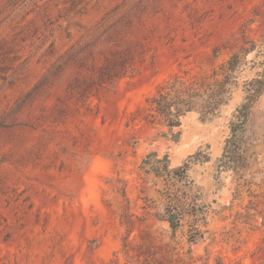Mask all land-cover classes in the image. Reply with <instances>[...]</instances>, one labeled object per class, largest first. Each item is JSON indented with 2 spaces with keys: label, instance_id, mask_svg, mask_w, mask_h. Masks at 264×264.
Wrapping results in <instances>:
<instances>
[{
  "label": "rangeland",
  "instance_id": "374dc122",
  "mask_svg": "<svg viewBox=\"0 0 264 264\" xmlns=\"http://www.w3.org/2000/svg\"><path fill=\"white\" fill-rule=\"evenodd\" d=\"M263 40L264 0H0V264H264ZM252 42L214 114L154 112ZM152 153L188 166L194 242Z\"/></svg>",
  "mask_w": 264,
  "mask_h": 264
},
{
  "label": "trees",
  "instance_id": "16d2710c",
  "mask_svg": "<svg viewBox=\"0 0 264 264\" xmlns=\"http://www.w3.org/2000/svg\"><path fill=\"white\" fill-rule=\"evenodd\" d=\"M260 47L259 52H264V40ZM255 49L256 44L252 42L250 48H241L238 53H235L220 67L216 74V76H220V80L216 81L217 84L214 86L194 88V86H186L184 83L177 86V82H174L170 92L159 93L158 96L152 98L154 112L170 130L178 128L181 118L194 111L197 104L204 107L209 114H214L220 106L227 103L231 86L235 83V74L243 63L244 56ZM118 77L116 74L108 79L112 81ZM246 91L248 104L258 100L264 92V74L246 83ZM156 156L155 153L149 154L143 164L149 166V170L165 182L166 190L162 194L167 204L163 218L169 223L173 233L182 227L185 218H192L193 222L190 225L189 233L190 241L194 242L202 236L197 223L204 221L205 216L200 212L197 195L193 193V182L187 174L188 166L170 169L167 156L163 159H156Z\"/></svg>",
  "mask_w": 264,
  "mask_h": 264
}]
</instances>
